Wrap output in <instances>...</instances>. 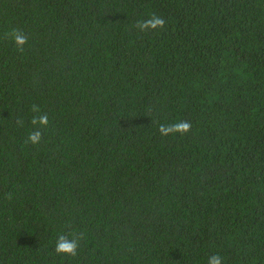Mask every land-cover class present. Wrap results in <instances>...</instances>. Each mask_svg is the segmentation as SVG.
<instances>
[{
  "label": "trees",
  "instance_id": "1",
  "mask_svg": "<svg viewBox=\"0 0 264 264\" xmlns=\"http://www.w3.org/2000/svg\"><path fill=\"white\" fill-rule=\"evenodd\" d=\"M153 12L166 28L138 32ZM176 119L191 131L161 137ZM73 230L79 254L57 256ZM216 253L264 264V0H0V264Z\"/></svg>",
  "mask_w": 264,
  "mask_h": 264
},
{
  "label": "clouds",
  "instance_id": "2",
  "mask_svg": "<svg viewBox=\"0 0 264 264\" xmlns=\"http://www.w3.org/2000/svg\"><path fill=\"white\" fill-rule=\"evenodd\" d=\"M166 19L157 13H150L146 17L138 19L135 28L140 33L157 32L166 28ZM4 38L11 39L12 44L19 50L23 51L29 43L28 35L18 29H12L4 34ZM33 115L30 119L31 130H29L26 143L33 146L39 145L44 139V132L50 126V119L40 105L31 107ZM18 125H23V119L17 121ZM192 129V123L188 120L176 119L171 123L162 122L157 125L156 131L161 137L168 136H184ZM84 239V233L77 230L68 232L67 234L60 233L56 236L53 242V251L57 256L75 258L79 254L81 241ZM207 264H223V258L218 254L211 255Z\"/></svg>",
  "mask_w": 264,
  "mask_h": 264
}]
</instances>
